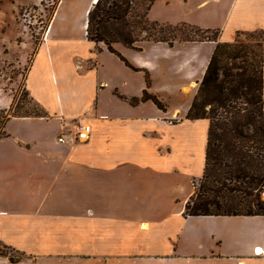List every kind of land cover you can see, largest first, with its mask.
Masks as SVG:
<instances>
[{"label": "crops", "instance_id": "0c3cea01", "mask_svg": "<svg viewBox=\"0 0 264 264\" xmlns=\"http://www.w3.org/2000/svg\"><path fill=\"white\" fill-rule=\"evenodd\" d=\"M97 1L59 0L38 45L49 42L67 7L93 48L85 64L76 63L83 78L77 95L68 83L55 84L60 101L50 110L29 86L37 56L30 60L24 89L46 116L12 117L2 129L0 240L21 254L19 264H264V216L186 217L194 181L186 191L181 173L175 184L160 168L140 167L121 145L151 133L157 146L166 130L204 120L209 128L207 119L185 117L217 42L144 41L141 50L116 43L123 60L87 38ZM149 17L234 42L240 33L264 32V0H155ZM50 66L54 84L60 74ZM145 92L164 109L142 100ZM4 94L0 109L10 110L16 96ZM64 95H73L76 106H66ZM79 119L92 124L90 140L59 142ZM0 264L12 262L1 256Z\"/></svg>", "mask_w": 264, "mask_h": 264}, {"label": "trees", "instance_id": "16d2710c", "mask_svg": "<svg viewBox=\"0 0 264 264\" xmlns=\"http://www.w3.org/2000/svg\"><path fill=\"white\" fill-rule=\"evenodd\" d=\"M154 1L98 0L88 13V40L97 46L103 43L120 56L116 43L135 50H141L137 44L142 41L173 46L178 36L170 35V28L186 25L197 32H210L150 19ZM143 33L146 36L141 38ZM218 36L216 31L209 38L217 42L216 48L186 115L190 120L207 119L209 128L204 170L198 183L194 182L185 216H264V39L237 38L222 43ZM25 98L34 107L31 111H24L21 103ZM142 100H152L164 109L147 92ZM138 102V98L131 99L132 104ZM22 116H46L27 91L10 110H0V136L8 120ZM1 256L12 264L21 259L19 252L0 240Z\"/></svg>", "mask_w": 264, "mask_h": 264}, {"label": "rangeland", "instance_id": "374dc122", "mask_svg": "<svg viewBox=\"0 0 264 264\" xmlns=\"http://www.w3.org/2000/svg\"><path fill=\"white\" fill-rule=\"evenodd\" d=\"M58 3L59 0H0V92H2L0 104L2 106H5L7 101L3 90L16 96L14 105L26 91L24 84L27 69L30 60L34 62L36 56L35 70L29 80V86L40 102L50 110L58 109L60 98L56 96L55 91L58 85L67 86L68 83V87L71 86L74 91L73 94L77 95L79 92L83 78L82 71L78 69L76 63L85 64V59L82 58L89 55L93 48L83 39L82 30L75 19L71 18L74 15L67 7L65 16L59 19L49 42L42 49L38 46ZM167 32L172 36L174 34L178 36L174 44L209 40L213 35V32H197L195 28L186 25L179 26L177 30L170 28ZM145 36L146 34L143 33L141 38ZM237 38L263 40L264 33L262 31L240 33ZM143 42H138L137 45L142 46ZM46 48L51 50L52 56L46 54ZM50 64L55 65L60 74L58 82L55 81L54 84ZM61 75L64 76V81ZM55 84H58L57 87H54ZM26 98L21 104L24 105V111H31L34 107L26 101ZM64 99H67L65 104L71 109L72 106H76L73 95H64ZM207 129L208 123L204 120L166 130L160 138H155L159 140L157 146L153 144L154 135L151 133H146L141 139L122 140L121 145L124 150L129 151L132 158L144 163V165L140 164V167L160 168L175 184H180L181 173L187 191L192 188L193 181L198 183L204 170ZM63 236L60 231L57 233V237ZM81 240L77 242L81 243Z\"/></svg>", "mask_w": 264, "mask_h": 264}, {"label": "built area", "instance_id": "2783aa9c", "mask_svg": "<svg viewBox=\"0 0 264 264\" xmlns=\"http://www.w3.org/2000/svg\"><path fill=\"white\" fill-rule=\"evenodd\" d=\"M93 133V126L84 119L77 120L71 131L63 133L58 137V141L64 144H79L90 140ZM256 253L257 249L255 250Z\"/></svg>", "mask_w": 264, "mask_h": 264}, {"label": "bare ground", "instance_id": "6f19581e", "mask_svg": "<svg viewBox=\"0 0 264 264\" xmlns=\"http://www.w3.org/2000/svg\"><path fill=\"white\" fill-rule=\"evenodd\" d=\"M257 252L258 253H263V251L260 248L257 249Z\"/></svg>", "mask_w": 264, "mask_h": 264}]
</instances>
